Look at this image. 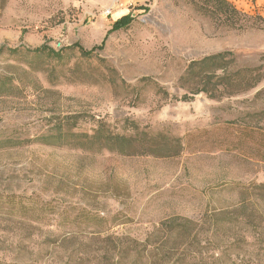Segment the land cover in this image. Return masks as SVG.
<instances>
[{
    "label": "rangeland",
    "instance_id": "1",
    "mask_svg": "<svg viewBox=\"0 0 264 264\" xmlns=\"http://www.w3.org/2000/svg\"><path fill=\"white\" fill-rule=\"evenodd\" d=\"M230 4L0 0V264H264V12ZM224 51L260 82L178 101ZM101 124L156 153L72 137Z\"/></svg>",
    "mask_w": 264,
    "mask_h": 264
},
{
    "label": "trees",
    "instance_id": "2",
    "mask_svg": "<svg viewBox=\"0 0 264 264\" xmlns=\"http://www.w3.org/2000/svg\"><path fill=\"white\" fill-rule=\"evenodd\" d=\"M219 3V9L225 14H231L234 18L240 20L241 11L233 7L227 0H215ZM132 14H127L117 20L111 30L107 33L104 41L100 46L91 50H86L78 46L83 57H91L97 49H102L108 35L112 32L126 29L133 22ZM2 51V50H1ZM49 51L54 56H59L52 48L41 47L35 50ZM258 69H238L236 67V57L231 51L219 52L206 56L199 60H193L189 63L184 75L180 78L183 83H192L190 88L179 100L181 102H190L199 94H207L210 97H217L223 91H241L254 88L261 80L260 74L253 75ZM264 119V112H260ZM147 135V134H144ZM72 137L78 145L100 150H109L126 155L136 154H154L150 143H154L156 138H150L148 142L136 141L134 137H127L111 133L104 125H99L93 134H73ZM46 141V138H39V141ZM62 143V142H60ZM157 144V143H156ZM179 152H174L176 155Z\"/></svg>",
    "mask_w": 264,
    "mask_h": 264
},
{
    "label": "crops",
    "instance_id": "3",
    "mask_svg": "<svg viewBox=\"0 0 264 264\" xmlns=\"http://www.w3.org/2000/svg\"><path fill=\"white\" fill-rule=\"evenodd\" d=\"M237 5L238 8L242 7L247 11L253 13L256 9L264 12V0H227ZM241 5V6H240ZM248 8V9H247Z\"/></svg>",
    "mask_w": 264,
    "mask_h": 264
},
{
    "label": "built area",
    "instance_id": "4",
    "mask_svg": "<svg viewBox=\"0 0 264 264\" xmlns=\"http://www.w3.org/2000/svg\"><path fill=\"white\" fill-rule=\"evenodd\" d=\"M111 14H112L111 9L106 11V15H107V16H108V15H111Z\"/></svg>",
    "mask_w": 264,
    "mask_h": 264
}]
</instances>
